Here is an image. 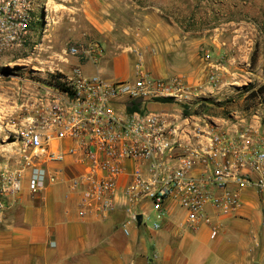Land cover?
I'll return each instance as SVG.
<instances>
[{
  "label": "built area",
  "instance_id": "built-area-1",
  "mask_svg": "<svg viewBox=\"0 0 264 264\" xmlns=\"http://www.w3.org/2000/svg\"><path fill=\"white\" fill-rule=\"evenodd\" d=\"M37 6V0H0V65L30 40ZM133 51L131 79L85 75L75 67L73 75L51 83L24 81L21 103L7 122L14 148L0 169V219L7 197L25 184L37 194L66 183L80 195L82 219L112 213L122 189L131 202L125 236L138 222L134 205L152 202L161 220L173 201L190 229L206 226L216 239L250 192L256 194L264 229V124L239 116L212 120L175 108L149 111L148 103L168 99L173 106L191 105L195 96L182 76L152 75L144 52ZM69 52L93 63L105 56L99 43L71 46ZM207 83L215 90L219 80L212 73ZM138 101L141 110L130 113L129 104ZM66 165L75 172L69 178Z\"/></svg>",
  "mask_w": 264,
  "mask_h": 264
},
{
  "label": "rangeland",
  "instance_id": "rangeland-1",
  "mask_svg": "<svg viewBox=\"0 0 264 264\" xmlns=\"http://www.w3.org/2000/svg\"><path fill=\"white\" fill-rule=\"evenodd\" d=\"M37 2V17L30 40L0 65V169L6 163V155L14 148L7 122L21 103L20 88L24 81L51 83L57 77L73 75L75 67L85 75L101 74L107 78L110 75L105 72L107 68L103 64L94 65L82 57L70 55V47L99 43L105 48L102 62L121 54H129L136 60L133 49L138 47L135 41L140 38L151 14L149 12L154 9L162 11H158V15L180 27L188 38L203 39L200 56H211L204 64L207 68L199 84L192 85L183 77L195 96L191 105L176 103L177 106L172 108L185 115L212 120L239 116L259 119L264 124V0ZM255 51L257 59L252 61ZM212 73L219 80L215 90L207 83ZM154 106L151 108L153 111L169 110L166 103ZM254 217L258 218L257 211ZM155 220L156 216L152 214L144 220L141 229L154 231ZM231 229L230 226L223 227L220 235ZM235 237L238 239L232 240V244L240 246L241 242L250 253L254 248L264 249V229L261 226L252 228V232L242 240H239L241 233Z\"/></svg>",
  "mask_w": 264,
  "mask_h": 264
},
{
  "label": "crops",
  "instance_id": "crops-1",
  "mask_svg": "<svg viewBox=\"0 0 264 264\" xmlns=\"http://www.w3.org/2000/svg\"><path fill=\"white\" fill-rule=\"evenodd\" d=\"M154 10L135 41L144 52L146 70L156 77L182 76L192 85L199 84L207 68L205 57L199 53L203 39L188 38L180 27L160 17V10ZM132 57L121 54L107 62L102 58L94 65L103 64L108 79L127 80L135 75ZM155 104L146 107L153 111ZM166 104L168 111L173 109L172 104ZM69 168L66 165V178L75 173ZM6 202L8 208L0 219V264H264L261 247L250 253L241 242L240 246L232 244L238 239L237 233L242 240L252 228L261 226L253 192L245 198L238 216L225 222L224 227L233 229L216 239H211L206 226L190 229L183 211L173 201L167 203V214L161 220L152 202L134 205L142 223L132 225L131 235L125 236L122 225L128 219L126 210L131 202L122 189L116 198L117 208L102 219H82L80 195L70 191L66 183L50 185L37 194L25 185ZM256 211L258 218L254 217ZM152 214L156 216L154 224L159 222L160 227L142 230L144 220ZM250 256H254L252 260Z\"/></svg>",
  "mask_w": 264,
  "mask_h": 264
},
{
  "label": "trees",
  "instance_id": "trees-1",
  "mask_svg": "<svg viewBox=\"0 0 264 264\" xmlns=\"http://www.w3.org/2000/svg\"><path fill=\"white\" fill-rule=\"evenodd\" d=\"M256 59H257V51L254 52V54L252 56V61H255ZM160 102L161 103H170L171 100L165 99V100H161ZM141 106H142L141 102H139V101L133 102V103L129 104L128 111L130 113L135 112V111H139V110H141Z\"/></svg>",
  "mask_w": 264,
  "mask_h": 264
},
{
  "label": "water",
  "instance_id": "water-1",
  "mask_svg": "<svg viewBox=\"0 0 264 264\" xmlns=\"http://www.w3.org/2000/svg\"><path fill=\"white\" fill-rule=\"evenodd\" d=\"M137 220H138V224L140 225L142 223V216L139 215L138 218H137Z\"/></svg>",
  "mask_w": 264,
  "mask_h": 264
}]
</instances>
